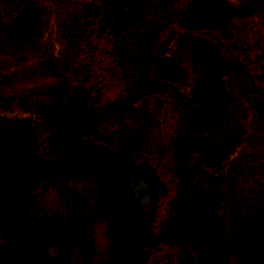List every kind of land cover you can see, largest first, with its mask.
Wrapping results in <instances>:
<instances>
[{
    "label": "trees",
    "instance_id": "trees-1",
    "mask_svg": "<svg viewBox=\"0 0 264 264\" xmlns=\"http://www.w3.org/2000/svg\"><path fill=\"white\" fill-rule=\"evenodd\" d=\"M56 1L57 47L44 41L38 0H0V101L51 120L73 80H95L100 94L113 90L94 107L99 122L120 128L137 119L133 134L123 130V150L142 164L152 203L135 220L116 217L127 243L104 264H146L161 243L177 248L163 264H264V96L250 107L236 96L228 85L249 82L252 69L199 34L213 30L232 42V24L255 18L264 69V0H139L119 17L100 0ZM175 28L172 46L160 47L169 55L158 59V42ZM181 64L190 69L187 93L175 86ZM256 78L264 83V71ZM150 94L164 99L161 119L135 107ZM70 113L75 121L77 110ZM40 131L30 118L0 117V264H67L77 243L90 252L89 224L108 214H87L81 196L64 213L29 212L62 177Z\"/></svg>",
    "mask_w": 264,
    "mask_h": 264
},
{
    "label": "rangeland",
    "instance_id": "rangeland-1",
    "mask_svg": "<svg viewBox=\"0 0 264 264\" xmlns=\"http://www.w3.org/2000/svg\"><path fill=\"white\" fill-rule=\"evenodd\" d=\"M38 1L44 8L48 20L44 41L51 42L57 47L56 26L61 19V7L56 0ZM100 1L104 3L106 13L112 17L128 15L139 4V0ZM232 27V42L221 38L213 30L199 34L217 44L227 55L238 56L249 64L255 78H250L249 82L229 84L228 87L250 107L252 99L264 96V83L256 78L264 69L253 38V31L261 30L262 26L255 18H247L236 20ZM177 31L178 28H175L168 32L164 39L158 42L156 47L158 59H165L169 55L168 51L160 54V47L170 48ZM231 43L237 47L232 48ZM179 67L184 78L175 86L180 92L187 93L191 85L190 69L185 64ZM112 97L113 90L104 89L103 94H100L95 80L86 83L73 80L64 105L59 109L57 117L51 120H46L42 114L26 111L16 101L9 105L0 101V117L4 122L10 123L24 117L30 118L41 128L37 140L47 139L53 142L57 154L54 164L62 173L61 179L36 201L35 206L29 205V212L37 217H41L42 212L64 213L66 207H72L79 196L83 197V202L89 207L86 210L87 214L95 209L108 211L105 216H95L89 224L90 252L82 250L83 244L77 243L67 252V264H104L127 243L125 230L117 223L118 219L135 220L138 213H144L152 203L151 185L146 179L142 164L137 157L128 156L123 150L124 136L126 134L130 136L135 132L138 126L137 119L126 117L119 128L118 125L101 123L95 118L96 103L110 100ZM164 106V99L157 94L146 95L135 104L137 109L148 111L155 119H161ZM72 109L77 110L78 116L75 121L69 117ZM2 237L0 231V244H3ZM176 252V247L161 243L150 252L146 264H163L174 257ZM49 253L56 257L59 251L51 245Z\"/></svg>",
    "mask_w": 264,
    "mask_h": 264
}]
</instances>
